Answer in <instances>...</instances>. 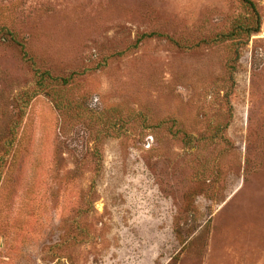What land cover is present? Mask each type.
Here are the masks:
<instances>
[{
    "label": "rangeland",
    "instance_id": "rangeland-1",
    "mask_svg": "<svg viewBox=\"0 0 264 264\" xmlns=\"http://www.w3.org/2000/svg\"><path fill=\"white\" fill-rule=\"evenodd\" d=\"M253 1L0 0V264H264Z\"/></svg>",
    "mask_w": 264,
    "mask_h": 264
},
{
    "label": "trees",
    "instance_id": "trees-1",
    "mask_svg": "<svg viewBox=\"0 0 264 264\" xmlns=\"http://www.w3.org/2000/svg\"><path fill=\"white\" fill-rule=\"evenodd\" d=\"M243 2L245 3V5H247L251 10H252V13L255 14L257 17H258V11H257V7H256V4L253 0H243ZM256 17V18H257ZM255 27H252V26H246V29L244 30V28H240L239 29V32L240 31H243V33L245 35H247L248 38L252 37L253 35L257 34L260 32V20L257 19L256 21V24L254 25ZM154 35H157L159 37H163V35L161 34H145L141 37L142 40H145L147 38H151L153 37Z\"/></svg>",
    "mask_w": 264,
    "mask_h": 264
}]
</instances>
